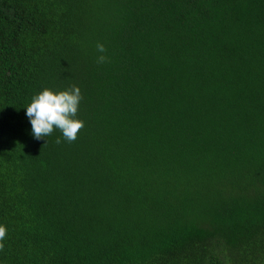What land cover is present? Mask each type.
<instances>
[{"label": "trees", "instance_id": "16d2710c", "mask_svg": "<svg viewBox=\"0 0 264 264\" xmlns=\"http://www.w3.org/2000/svg\"><path fill=\"white\" fill-rule=\"evenodd\" d=\"M0 225V264H264V0H0Z\"/></svg>", "mask_w": 264, "mask_h": 264}, {"label": "clouds", "instance_id": "9594fccd", "mask_svg": "<svg viewBox=\"0 0 264 264\" xmlns=\"http://www.w3.org/2000/svg\"><path fill=\"white\" fill-rule=\"evenodd\" d=\"M96 47L101 54L97 57V63H105V46L98 43ZM82 98L80 88L75 85L58 91L44 88L33 95L31 102L26 106V116L30 120L33 137L40 140L59 130L66 141L74 142L84 128V121L77 118ZM56 143H61V140L57 138ZM6 236V226L0 225V251L4 249L2 241Z\"/></svg>", "mask_w": 264, "mask_h": 264}]
</instances>
